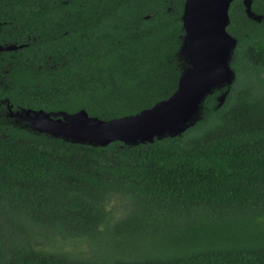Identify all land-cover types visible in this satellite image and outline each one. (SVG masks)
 I'll return each instance as SVG.
<instances>
[{"label": "trees", "instance_id": "obj_1", "mask_svg": "<svg viewBox=\"0 0 264 264\" xmlns=\"http://www.w3.org/2000/svg\"><path fill=\"white\" fill-rule=\"evenodd\" d=\"M184 4L0 0V44L21 47L0 54V264H264V19L242 0L230 10V93L221 107V91L207 96L180 136L93 147L8 118L6 102L109 121L168 99L185 68ZM118 197L129 212L115 221ZM133 219L148 227L135 229L137 248L97 247ZM160 233L169 238L149 245ZM41 237L61 249H41Z\"/></svg>", "mask_w": 264, "mask_h": 264}, {"label": "water", "instance_id": "obj_2", "mask_svg": "<svg viewBox=\"0 0 264 264\" xmlns=\"http://www.w3.org/2000/svg\"><path fill=\"white\" fill-rule=\"evenodd\" d=\"M235 0H185L182 24L184 37L179 57L185 68L177 89L168 99L131 116L101 120L85 110L69 113L21 109L9 117L40 134L66 142L106 147L114 142L128 145L153 143L155 139L183 134L199 118L201 105L215 90L221 107L236 74L231 68L237 40L229 34V10ZM252 0H243L246 15L261 22L264 16L252 9ZM15 47L6 48L7 51Z\"/></svg>", "mask_w": 264, "mask_h": 264}, {"label": "rangeland", "instance_id": "obj_3", "mask_svg": "<svg viewBox=\"0 0 264 264\" xmlns=\"http://www.w3.org/2000/svg\"><path fill=\"white\" fill-rule=\"evenodd\" d=\"M119 197L114 199L110 205V209L113 211V219L115 221L119 220L120 218H124L127 216L129 212L128 204L123 203ZM118 225V224H117ZM137 227H141L144 230L148 229L143 222L139 224L133 219L130 220L129 225L124 228H114L112 233L109 235H104L102 237L97 238V247L99 249L104 248L109 253L115 254L121 253L123 249L128 248H137L140 243L137 239L135 241V229ZM147 234L143 233L145 237L143 240L147 241ZM169 238L168 236H164L163 233H160L157 238L153 241L149 242V245L156 244L159 241H163ZM38 243L41 249H48V250H59L61 249L58 245L61 243L58 240H53L50 238L41 237L38 239ZM37 244V243H36ZM142 245V244H140ZM65 250L74 251L79 253L82 257H90L94 255L93 249L86 244L85 242H76V243H69L65 245Z\"/></svg>", "mask_w": 264, "mask_h": 264}, {"label": "flooded vegetation", "instance_id": "obj_4", "mask_svg": "<svg viewBox=\"0 0 264 264\" xmlns=\"http://www.w3.org/2000/svg\"><path fill=\"white\" fill-rule=\"evenodd\" d=\"M242 3H243V0H242ZM253 6V5H252ZM230 10H231V6H230ZM230 10H229V17H230ZM262 16H264V14L262 15ZM230 24H231V18H230ZM230 24H229V26H230ZM229 26H228V28H229ZM228 28H227V31H228ZM229 32V31H228ZM229 34L231 35V33L229 32ZM8 47H15L16 49H14V50H10V51H7L6 50V48H8ZM21 47H19V46H16V45H14V44H0V54L2 53H9V52H16V51H18L19 49H20ZM2 103H4V102H2ZM10 105V107L12 108V111L14 112H16V111H18V110H14L13 109V106L9 103V102H6V109L8 110V106ZM8 118H10V119H12L13 118V120H15V118L14 117H8Z\"/></svg>", "mask_w": 264, "mask_h": 264}]
</instances>
